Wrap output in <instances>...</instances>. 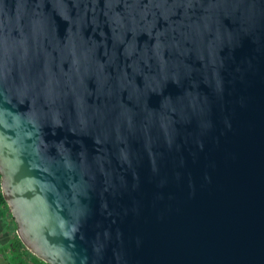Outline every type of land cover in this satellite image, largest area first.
<instances>
[{
  "label": "water",
  "instance_id": "water-1",
  "mask_svg": "<svg viewBox=\"0 0 264 264\" xmlns=\"http://www.w3.org/2000/svg\"><path fill=\"white\" fill-rule=\"evenodd\" d=\"M0 190L47 264H264V0H0Z\"/></svg>",
  "mask_w": 264,
  "mask_h": 264
},
{
  "label": "crops",
  "instance_id": "crops-1",
  "mask_svg": "<svg viewBox=\"0 0 264 264\" xmlns=\"http://www.w3.org/2000/svg\"><path fill=\"white\" fill-rule=\"evenodd\" d=\"M15 229L16 225L7 205L0 203V264H44L24 246L19 249L13 246L17 237Z\"/></svg>",
  "mask_w": 264,
  "mask_h": 264
},
{
  "label": "trees",
  "instance_id": "trees-1",
  "mask_svg": "<svg viewBox=\"0 0 264 264\" xmlns=\"http://www.w3.org/2000/svg\"><path fill=\"white\" fill-rule=\"evenodd\" d=\"M0 203L5 204V200L1 194V190H0ZM13 246L17 247V249H19L20 247H23V244L21 243L18 237H16L15 240L13 241ZM18 254L20 256V252ZM44 264H47V263H44Z\"/></svg>",
  "mask_w": 264,
  "mask_h": 264
}]
</instances>
